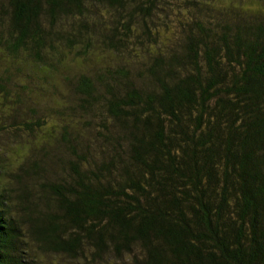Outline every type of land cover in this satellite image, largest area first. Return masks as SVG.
Masks as SVG:
<instances>
[{
    "label": "trees",
    "instance_id": "obj_1",
    "mask_svg": "<svg viewBox=\"0 0 264 264\" xmlns=\"http://www.w3.org/2000/svg\"><path fill=\"white\" fill-rule=\"evenodd\" d=\"M0 264H264V0H0Z\"/></svg>",
    "mask_w": 264,
    "mask_h": 264
},
{
    "label": "rangeland",
    "instance_id": "obj_2",
    "mask_svg": "<svg viewBox=\"0 0 264 264\" xmlns=\"http://www.w3.org/2000/svg\"><path fill=\"white\" fill-rule=\"evenodd\" d=\"M245 5H246V4H245ZM38 100H40V98H39ZM38 100H37V101H38Z\"/></svg>",
    "mask_w": 264,
    "mask_h": 264
}]
</instances>
